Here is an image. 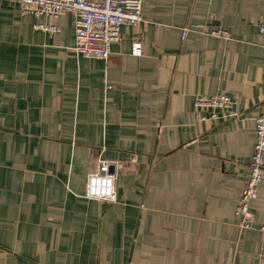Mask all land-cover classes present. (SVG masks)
Returning a JSON list of instances; mask_svg holds the SVG:
<instances>
[{
	"label": "crops",
	"instance_id": "crops-1",
	"mask_svg": "<svg viewBox=\"0 0 264 264\" xmlns=\"http://www.w3.org/2000/svg\"><path fill=\"white\" fill-rule=\"evenodd\" d=\"M141 16L103 60L72 50L73 13L50 33L0 0V264H264L235 214L264 112V0H143ZM213 94L235 114L198 119ZM100 157L115 202L84 196ZM251 207L264 225V184Z\"/></svg>",
	"mask_w": 264,
	"mask_h": 264
},
{
	"label": "built area",
	"instance_id": "built-area-1",
	"mask_svg": "<svg viewBox=\"0 0 264 264\" xmlns=\"http://www.w3.org/2000/svg\"><path fill=\"white\" fill-rule=\"evenodd\" d=\"M15 3L20 14H32L43 17L45 21L34 23L35 29L55 32L59 29L58 18L65 12L74 15V45L72 50L84 57L106 60L111 46L120 40V28L123 24L136 25L142 20L143 0H5ZM260 45L264 49V21L257 23ZM189 30L201 31L198 25L182 27L181 39ZM210 35L228 38V32L218 26ZM131 54L140 55L139 42H134ZM106 88H110L107 86ZM194 113L198 119L218 120L227 114H235L238 99L227 94L198 95L193 101ZM233 110V111H232ZM249 171L235 208L239 217V229L249 231L257 229L264 235V225L254 226V200L264 184V112H259L254 124V147L249 162ZM116 174L111 170L110 161L99 158L96 171L87 176L84 196L88 199L115 202Z\"/></svg>",
	"mask_w": 264,
	"mask_h": 264
}]
</instances>
